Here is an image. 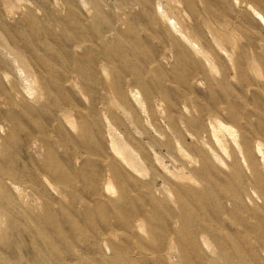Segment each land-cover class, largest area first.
I'll return each instance as SVG.
<instances>
[{
	"label": "rangeland",
	"instance_id": "rangeland-1",
	"mask_svg": "<svg viewBox=\"0 0 264 264\" xmlns=\"http://www.w3.org/2000/svg\"><path fill=\"white\" fill-rule=\"evenodd\" d=\"M0 264H264V0H0Z\"/></svg>",
	"mask_w": 264,
	"mask_h": 264
},
{
	"label": "bare ground",
	"instance_id": "bare-ground-1",
	"mask_svg": "<svg viewBox=\"0 0 264 264\" xmlns=\"http://www.w3.org/2000/svg\"><path fill=\"white\" fill-rule=\"evenodd\" d=\"M132 97V96H131ZM218 125H221V124H218ZM226 130L228 129V128H225ZM213 162H214V159H213ZM199 166V165H198ZM204 169V167L202 166V170Z\"/></svg>",
	"mask_w": 264,
	"mask_h": 264
}]
</instances>
